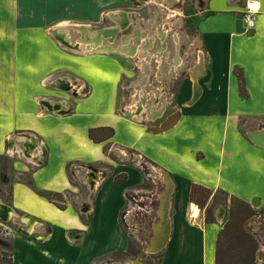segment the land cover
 <instances>
[{"label": "crops", "instance_id": "crops-1", "mask_svg": "<svg viewBox=\"0 0 264 264\" xmlns=\"http://www.w3.org/2000/svg\"><path fill=\"white\" fill-rule=\"evenodd\" d=\"M247 1L258 6L251 29L246 28L242 17ZM95 8L96 0H0V157L5 162L15 156L19 160L13 170L0 162V190L8 181L6 202L19 216L29 214L37 218L36 224L41 226L34 234L13 235L11 264H110L114 259L133 264L138 260V255L134 259L129 252L131 235L125 224L133 207L126 205V196H132L142 214H150L155 220L158 192L153 194L150 204L144 187L150 175L139 168L136 160L166 170L174 186L169 207L170 234L161 250L159 264H214L217 234L227 218L224 204L229 203L230 207L231 198H236L257 212L254 218L264 219L261 217L264 216V148L253 144L242 132L251 131L247 129L253 126L257 127L254 130L264 127V0H203L191 31V37L199 38L202 56L194 59V68L179 79L178 87L155 91L152 108H144L131 117L119 106L130 102V89L139 82L138 78L125 80L120 95L116 89L108 108L99 112V121L78 126L76 117L89 112L78 108L77 98L63 97L57 90L60 87L69 91L72 85L79 89L81 82L68 67L65 71L52 69L62 61L58 62L61 58L48 52V38L42 29L53 18L78 17L79 10L90 16ZM110 13L105 17L110 18ZM43 56L44 64L49 66L37 78ZM177 60L175 57L174 62ZM87 63L91 65L83 75L89 87L83 96L85 104L96 77L103 86L112 78V62L107 56H98ZM147 65L148 62L144 63V70ZM196 67L199 76L192 73ZM237 72L242 75V89ZM146 91L141 95H147ZM118 96L122 99L119 104ZM247 104L251 110L244 107ZM167 109L177 114L174 125L162 132L153 131L152 128L160 125L151 114L158 116ZM66 110L69 112L64 113ZM219 114L227 121L231 119L237 133L244 135L242 141L249 151L247 156L228 157L239 170H246L250 185L263 183L262 193L256 189L247 194L241 190L228 191L218 185L221 181L211 170L195 169L194 163L199 161L186 149L190 146L186 127L195 122L210 125ZM245 117H251L255 123L248 128L241 126L240 119ZM262 121V126L257 125ZM102 126L112 127L113 135L100 141L91 139L89 129ZM119 130L122 132L116 138ZM14 134L23 135L14 138ZM67 146L72 148L71 156L61 152ZM34 150L38 154L33 155ZM38 155L41 162L35 165L33 160ZM126 156L135 163L125 168L126 163L121 159ZM242 161H246L243 167ZM111 163L115 169H107ZM80 164L95 166L100 176L96 185L86 183L85 193H81L80 184L71 173L72 167ZM193 185L210 190L202 206L190 198ZM218 191H224L227 198L224 204L214 207L212 218L207 219L206 210ZM55 192L61 195L58 201L48 198ZM198 200L202 202L204 198ZM251 233L258 242L256 258L264 262L259 259L264 258V232L260 229L259 238Z\"/></svg>", "mask_w": 264, "mask_h": 264}, {"label": "rangeland", "instance_id": "rangeland-1", "mask_svg": "<svg viewBox=\"0 0 264 264\" xmlns=\"http://www.w3.org/2000/svg\"><path fill=\"white\" fill-rule=\"evenodd\" d=\"M200 1L201 0H141L143 6L138 8L134 6V4L130 2V0H110L107 2H104L103 0H96V8L94 10V15L85 16L83 15V13L85 12L79 10L78 17H57L43 24L42 31L45 33L43 34L46 35L48 38V52L51 56L52 54H54L53 56L61 58V60H57L58 62L62 61L61 64L52 69H60L65 71V69L68 67L72 73H75V75L79 77V83L81 82L78 87L79 89H77L76 86L72 85L71 90L69 91H65L60 87L59 90H57L58 94L63 95V97L77 98L80 101L78 108L83 111L89 112L86 114H79L76 117L79 124L78 126H83L87 123L90 125L99 121V117H101L99 112L108 108V103L110 102L111 96H113V93L114 91H116V89L117 95H120L122 91L121 84L125 80L134 81L138 78L139 82L138 86L133 87L135 85L134 84L130 89L131 94H128L130 102L128 104H121V106H119L120 109L124 108L127 111L133 112V115L141 113L144 108H152V100L154 99L153 94L155 93V91H158L159 89H162L163 91L174 89L173 86H175L176 88V85L178 87L179 79L184 77L187 71L190 72L189 69L194 65V59H199L202 56L199 51V38L191 37V31H193L195 28L196 21L200 13L199 11L201 10ZM141 8L142 10H140ZM143 8H147V10ZM119 10L124 11L126 17L124 15L123 16L127 18V23L125 26L116 27L115 20L116 17L120 16ZM131 10H138L139 13L131 15L129 12H127ZM109 11L113 12L111 13L113 18H111L110 16V18L105 17L106 13H108ZM156 15H158V18H156ZM63 21H70L71 23H85L88 25V29H85L86 31L84 32L80 31V29L78 28H73L72 25H70L69 27L67 26L69 30L67 29L68 31L66 32V34L63 33L60 29L57 30L59 33H61L59 35H62L70 43H79V45L86 43L87 45H83L84 48L82 51L76 49L73 50L67 47L62 42H60L58 38H56V36H53V34L51 33V30L55 29V27ZM104 29L109 31V33L103 34V32L101 31H103ZM135 30H138V32L140 31L138 38V34H135ZM160 30L161 34L163 33L162 36L159 34ZM86 32H89L90 34L93 32L99 33L97 34V37H95L96 39H93L94 42L89 41V43L88 41H82ZM123 35L129 36L128 39L122 40L121 38ZM37 36L39 37L38 34ZM102 44L104 46H108V48H110L112 51L118 49L117 51L122 54L124 59H120L117 56H113L109 53L108 50L93 49L97 46H103ZM126 44H128L129 46ZM90 45H92L93 47H91ZM130 46L134 47V51L132 53L129 52L131 51V49H129ZM127 49H129V51ZM33 51L36 54L38 53V50ZM102 55L110 58L112 62V78L111 80L107 79L108 83L106 82L103 86L99 83V81H97L99 77L98 79L96 77L92 86V92L88 96V103L85 104V102H83V96L87 94V92L89 91V87L87 86V80L85 79V77H83V75L87 66L91 65H89L87 61L91 60L92 62L94 58H97L98 56ZM175 57H177L178 59L177 62H174ZM45 60L46 57L43 56L42 64L40 67V73L36 75L37 78L42 74V70L44 68H47L48 63L44 64ZM147 62L148 65L146 67L144 66V70L143 65ZM98 65L100 66V63ZM32 67L33 70L34 63ZM49 69L50 71H53L51 70V68ZM34 72L35 71H33V73ZM79 72H82V74ZM197 72V67L195 68V70H192V73H195L196 75H198ZM189 74L191 75V73ZM75 83L78 84L77 82ZM47 87H49V85H47ZM145 89L147 90V95L143 96L145 94ZM136 93H138V96ZM57 98L62 99V97L60 96H57ZM120 98L121 96H118V104L122 101V99L120 100ZM135 98H138L137 103L136 101H134ZM162 105V102H160V107ZM125 106H129V108L132 106V109L129 110ZM244 107L249 108L248 104ZM249 110L251 109L249 108ZM67 112H69V110L64 111V113ZM155 114L152 113L151 117H153L154 120L156 119L155 123L160 125L174 113H171V111L167 109L164 113L158 116H154ZM213 120V123H211L210 125H208L209 122H207V124L202 123L198 125L197 122H195L194 124H189L186 127L189 131V137L187 139L189 140L190 145L186 149L191 150L192 153L188 154L194 156L195 158L193 159H198L199 161L197 164L194 163L195 169L211 170V172L214 175H217L218 179L221 181V183L218 185L225 186L226 190L228 191L241 190V193L247 194L252 192L250 191L251 189H256V191L262 193L263 183L258 181L259 185H250L247 179L246 170L244 168L242 170H239L235 161L232 158L228 157L247 156L249 154L248 147L242 141V137L244 135L238 134L232 124L231 119L227 121L221 114L213 117ZM150 121L153 120L151 119ZM240 123L241 126L248 128L251 127L250 125L255 123V121L252 120L251 117H245L240 119ZM257 125L262 126L263 121L258 123ZM255 128L257 127L253 126L247 130H254ZM179 129L180 128H177L178 131ZM198 130H200L199 133ZM119 132L122 131H117L116 138L120 137ZM104 134L105 132H99L95 134V137L96 139L102 138L101 140H105L103 139ZM18 136L19 135L17 134L13 135L14 138ZM30 152L31 151L27 153ZM61 152L64 153L65 156H71V154L73 153L71 146H67V148L65 149L62 148ZM31 153L33 155L38 154V151L34 150ZM202 156L205 157L203 158ZM39 157L40 156L38 155L33 160L35 162V165L40 164L41 161L39 160ZM129 159L130 156H126V158L123 157V159H121L122 162L126 163L125 168L129 166V163H135L132 160L131 162ZM220 160L223 163H220ZM18 161L19 160L17 156H15V158H9L6 162L5 159H3V156L0 157V162L4 166L8 167L10 170H13L17 166V164H19ZM116 161L119 160L116 159ZM136 163H140L139 168L144 170L147 175H150L148 176L146 183L148 186L145 187V190H150L151 192H153L152 194H154L155 192L160 193V191L163 189V187L161 186V180H163V178L161 177V173L159 171L160 168H154L150 164L140 162L139 160H136ZM245 163L246 161H242V167ZM112 164L113 163L107 166V169L111 167L115 169L114 165ZM71 173H73L75 181L80 184L79 190L81 191V193L86 192L87 182H95L96 185L100 180V176H98L96 172V167L91 164L76 165L72 167ZM104 175H106V171ZM158 179L160 183H158ZM153 180L156 181L157 184L154 182L152 183ZM9 188L10 185L7 181L5 186H3V189L1 188L2 190H0V197L3 198V200L1 201H3L4 203H7L6 199H8L9 196ZM221 188L224 189L223 187ZM243 188H245V190H242ZM158 193L156 197L158 196ZM225 194L226 193L224 191L216 192L214 199L212 198L211 207L206 210L208 212V218H212V210H214V207L216 205L225 203ZM202 196H204V193L194 192L193 194L194 199H197L198 197ZM132 200L133 197L127 194L126 205L128 207H133V209H130L132 211L129 213L125 225L128 229L127 231L129 235H131L129 252L132 253V258L134 257V259H137V255H139L140 252L143 251L147 244L149 235L151 233V224L155 220H153L150 214L143 215V211L141 210V208H138L136 206L137 202H132ZM55 201H58V199L56 198ZM238 204L239 203L236 202V207ZM224 206L226 207L227 214L229 210V203L224 204ZM254 217L256 216L253 215L251 217L246 218L243 221L242 226L247 233L253 235L251 232H254L256 235H258L259 238L260 224L254 222ZM17 221H19V217H12L11 220L7 222H3L0 220V260L7 258L4 253H9L10 251L12 252L11 246L13 243V235L18 232L16 231ZM40 227V224H36L31 229L34 230L33 233H36L40 230ZM257 249H259V247H257ZM257 251L258 250H256L255 252L256 264L263 262L256 258ZM153 256L154 257H151L153 258V260L148 257L146 261L143 260L144 258L141 260L144 264H147L148 262H150V264H159L162 256L161 251L155 253ZM207 259L209 260L208 254ZM259 259L262 260L263 258ZM110 264H122V262L121 260L114 259V261L110 262Z\"/></svg>", "mask_w": 264, "mask_h": 264}, {"label": "water", "instance_id": "water-1", "mask_svg": "<svg viewBox=\"0 0 264 264\" xmlns=\"http://www.w3.org/2000/svg\"><path fill=\"white\" fill-rule=\"evenodd\" d=\"M72 26L74 28L78 27L80 31H82V28L84 27L76 25ZM51 33L55 34V30H51ZM58 37L61 38V42L67 47L71 49L80 50L77 44L70 43L69 41H67V39H64L62 35ZM94 50H108L109 53L113 56H117L120 59H124L123 56L117 50L112 51L110 48H108V46H97L94 48ZM122 110L131 117L134 114L133 112L127 111L124 108ZM176 119V114H173L164 123H162L161 126L152 128V130L155 132L165 131L174 125ZM242 132L253 144L264 148V128L251 130L249 132L242 130ZM21 135L23 134H19V136ZM159 171L162 175L164 186L157 196V218L151 224V233L145 248L138 255L139 259L134 261L133 264H143L140 261L141 259L145 258L148 254H154L163 250L168 242L170 234L169 207L174 186L168 172L164 169H160ZM12 217H19V221H17L16 231L25 235L34 234V230H31L30 227L31 225L34 226L37 222H39V220L29 214H22L19 216L9 204L4 203L0 200V220L3 222H7L10 221ZM254 222L259 223L260 229L264 232V219L254 218Z\"/></svg>", "mask_w": 264, "mask_h": 264}, {"label": "trees", "instance_id": "trees-1", "mask_svg": "<svg viewBox=\"0 0 264 264\" xmlns=\"http://www.w3.org/2000/svg\"><path fill=\"white\" fill-rule=\"evenodd\" d=\"M237 77L239 80L240 88L242 89V75L241 72H237ZM243 92V90H242ZM113 128L109 126L93 127L90 128L88 133L89 137L95 141H100L101 139H96L95 134L99 132H105L103 139L109 138L113 135ZM194 192L204 193V198L202 202L193 198ZM210 195V190L201 186L193 185L191 190L190 198L192 201H197L200 206L203 205L204 201ZM227 198V194H225ZM50 200L57 198L61 199L60 193H52L48 195ZM196 198V197H195ZM236 202L239 203L236 207ZM62 204H58L61 207ZM257 215V212L253 210L246 202L237 200L236 198H231L230 207L227 213L226 221L224 222L222 228L219 230L216 238L215 244V261L214 264H256L255 262V252L258 247V242L256 238L247 233L243 229V221ZM261 217L262 216L261 214ZM206 218H208V212L206 213ZM7 256L5 259H1V264H11L12 263V252L4 253ZM264 264V262L257 263Z\"/></svg>", "mask_w": 264, "mask_h": 264}, {"label": "bare ground", "instance_id": "bare-ground-1", "mask_svg": "<svg viewBox=\"0 0 264 264\" xmlns=\"http://www.w3.org/2000/svg\"><path fill=\"white\" fill-rule=\"evenodd\" d=\"M109 16L111 17V18H113L112 17V14L110 13L109 14ZM118 18V17H117ZM121 18L123 19L124 18V16H121ZM115 20V19H114ZM116 21V20H115ZM118 21V20H117ZM116 21V22H117ZM70 25H76V26H84L83 28H82V31L84 32V31H86L85 29H88V25L87 24H85V23H71L70 21H68V22H65V21H63V22H61L60 24H58L56 27H55V36L58 38V40L59 41H61V38H59L58 36H60L59 34H61V33H59L57 30L58 29H60L63 33H65L66 34V32L69 30L68 28H67V26L69 27ZM117 25H118V22H117ZM73 27V26H72ZM74 28V27H73ZM78 28V27H77ZM76 28V29H77ZM68 29V30H67ZM79 29V28H78ZM93 30V29H92ZM91 32V31H90ZM101 32H103V34H108L109 33V31H107L106 29H104L103 31H101ZM99 32H93V33H89V32H86L85 33V36L83 37V39H82V41H90V42H94L93 41V39H96L95 37H97V34H98ZM102 34V33H101ZM58 35V36H57ZM116 35H117V33H116ZM143 36V35H142ZM66 37H67V35H66ZM115 37V36H114ZM64 38V37H63ZM87 38V39H86ZM64 39H66V38H64ZM85 39V40H84ZM68 41V40H67ZM139 41H140V39H139ZM81 42V41H80ZM89 42V43H90ZM130 43V42H129ZM73 44V43H72ZM85 45H87L86 43H84ZM84 44H80L79 45V43H77V45H78V47H79V49H80V51H82L83 50V48H84ZM94 44H96V43H94ZM103 45V44H102ZM126 45H128V44H126ZM135 45V44H134ZM133 45V46H134ZM91 47H93L92 45H90ZM96 46V45H95ZM129 46V45H128ZM89 47V46H88ZM95 48V47H94ZM93 48V49H94ZM134 47H129V49H131V51H129V49H127L129 52H133L134 51V49H133ZM74 50V49H73ZM118 50V49H117ZM137 50V49H136ZM119 51H121V50H119ZM125 53H127V52H125ZM122 55V54H121ZM128 57V56H127ZM128 63V62H127ZM132 65V64H131ZM137 101V100H136ZM256 203H258L259 202V200H256L255 201Z\"/></svg>", "mask_w": 264, "mask_h": 264}, {"label": "flooded vegetation", "instance_id": "flooded-vegetation-1", "mask_svg": "<svg viewBox=\"0 0 264 264\" xmlns=\"http://www.w3.org/2000/svg\"><path fill=\"white\" fill-rule=\"evenodd\" d=\"M130 2H132V4H134V6H136V7H142L143 6V4H142V2H141V0H130ZM201 2V4H200V6H202V2H203V0H201L200 1ZM143 9H146L147 10V8H143ZM140 10H142V8L140 9ZM120 11V16H118V18L116 17V21L118 22V25H117V22L115 21V23H116V27H118V26H125L126 25V23H127V18H125L126 16H125V13H124V11H121V10H119ZM110 12V11H109ZM127 12H129L131 15H133V14H135V13H139L138 12V10H135V11H127ZM111 13H113V12H111ZM117 13V12H116ZM125 16L123 19L121 18V16H123L122 14ZM156 18H158V15H156ZM115 28V27H114ZM135 34H138V30H135ZM128 37L129 36H127V35H123L122 36V40H127L128 39ZM139 37V34H138V36H137V38ZM133 100V99H132ZM129 107V106H128ZM140 114V113H139ZM177 115V114H176ZM133 116V115H132ZM170 117V116H169ZM168 117V118H169ZM167 118V119H168ZM166 119V120H167ZM165 122V121H164ZM164 122H162V123H164ZM161 123V124H162ZM161 124H160V126H161ZM148 185L146 184V183H144V187H147ZM153 192H151L150 190L148 191V193H147V199H148V201H149V203L151 204V203H153V200H154V196H153V194H152ZM132 202H133V200H132ZM150 236V235H149ZM158 253V252H157ZM155 254V253H154ZM154 254H148L143 260H147V257L148 258H151V257H154L153 255ZM152 255V256H151ZM152 260H153V258H151ZM147 264H150V262H148Z\"/></svg>", "mask_w": 264, "mask_h": 264}, {"label": "built area", "instance_id": "built-area-1", "mask_svg": "<svg viewBox=\"0 0 264 264\" xmlns=\"http://www.w3.org/2000/svg\"><path fill=\"white\" fill-rule=\"evenodd\" d=\"M257 11L258 6L254 1L246 2L245 8L242 12V17L247 29L254 27Z\"/></svg>", "mask_w": 264, "mask_h": 264}]
</instances>
